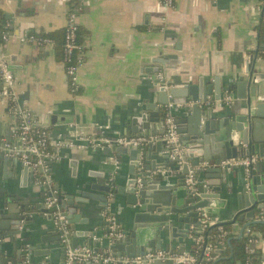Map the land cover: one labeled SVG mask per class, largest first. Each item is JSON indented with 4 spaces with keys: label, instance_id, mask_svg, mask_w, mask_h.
<instances>
[{
    "label": "crops",
    "instance_id": "1",
    "mask_svg": "<svg viewBox=\"0 0 264 264\" xmlns=\"http://www.w3.org/2000/svg\"><path fill=\"white\" fill-rule=\"evenodd\" d=\"M258 2L176 0L175 8L166 11L161 7V0H22L21 6L18 0H0V17L9 24L10 34L2 52L17 79V102L27 108L39 124L46 125L51 149L60 154V158L51 164L52 181L63 188L83 179L97 181L98 173L116 164L120 165L123 174L130 173L128 155L112 151V146L85 148L79 146L82 143L79 140L86 136L122 134V121L139 110L143 102L156 100L153 73L145 71L146 64L153 58H164L165 64H160L159 72L164 73L171 86L201 84L202 89L215 88L214 94L218 88L223 94L219 109L227 93L234 104L240 103L242 100L234 84L247 79L252 69L256 74H264ZM74 5L81 7L80 40L84 46L80 88L75 93L68 86L61 37L68 11ZM164 13L166 19H163ZM31 32L53 34L58 40L46 47L19 40V35ZM257 82L264 87V78H258ZM225 87L232 90L227 92ZM165 110L166 107L162 112L164 117ZM179 116L175 115L177 121ZM13 119L8 102L0 98V121L4 122L0 139L10 138ZM58 142L65 145L60 146ZM238 179L236 173L232 175L230 188L238 187ZM5 183L26 198L37 200L41 197V190L34 188L32 171L25 174L21 162L8 166L0 161V189ZM226 192L228 196L216 219L210 216L217 223L231 219L237 211L238 202L232 198L233 193L231 190ZM122 198L125 201V196ZM97 204V200L89 201L87 209L79 213L77 226L102 235L105 219L115 218L122 230L126 228L128 217L122 201L115 205L116 214L108 217ZM260 211L257 208L256 214ZM249 221L250 218H246V223ZM49 225L50 231L45 233L56 239L51 235L52 222ZM238 236L233 233L230 237ZM61 243L54 240L46 246L60 248L64 246ZM184 244L189 249L192 239L188 238ZM179 246L172 244L174 251ZM106 251L112 253L109 249ZM256 256L257 264H264V243L259 246ZM50 258L51 264H64L65 251H56ZM219 258H222L221 253Z\"/></svg>",
    "mask_w": 264,
    "mask_h": 264
},
{
    "label": "water",
    "instance_id": "2",
    "mask_svg": "<svg viewBox=\"0 0 264 264\" xmlns=\"http://www.w3.org/2000/svg\"><path fill=\"white\" fill-rule=\"evenodd\" d=\"M21 1L18 0L20 6ZM163 59L153 58L145 66V71L153 73L155 79L156 100L143 102L139 110L122 121L123 132L119 135L164 134L162 112L173 103L172 111L180 115L182 163L171 158L165 140L136 148L114 144L112 151L129 156L128 175L123 174L120 165L116 164L98 173L97 181L83 179L64 188L58 182H52V185L35 183L34 188L41 190V197L37 200L15 192L9 183L3 184L0 189V264H51L52 253L65 251V246H46L54 240L61 242L62 231L54 224L57 212L67 220V237L73 247L90 246L95 251L109 249L117 256H136L162 248L173 251V243L180 245L177 251L186 250L184 243L191 238V225L198 222L199 212L204 210L216 219L228 196L226 190H231L232 198L237 200V211L231 219L216 225L233 224L234 231H239V238L243 237L245 227L255 221L240 227L237 218L252 219L257 208L264 211V87L257 82L258 78H264V74L250 70L247 79L234 84L242 101L238 104H234V100L230 104L223 101L219 109L223 94L218 88L214 94L215 88L211 86L205 89L201 84L171 86L170 83L164 84L166 80L158 79L155 74L160 71V64H165ZM224 89L227 92L232 90L231 87ZM197 100L209 101V104L178 106ZM3 124L0 121V128ZM252 153L258 154L259 160L249 166V172L244 166L220 165L222 159ZM0 161L8 166L20 163L17 156L7 151H0ZM23 170L25 174L31 172L26 165ZM235 173L239 185L232 189L229 183ZM190 176L193 177L192 183H188ZM53 190L57 193L53 194ZM48 196L57 198L51 207L44 205ZM92 199L98 201L96 206L100 211H106V217L113 215L115 205L122 201L128 217L122 236H107L110 218L105 219L102 235L77 226L78 216ZM50 222L54 228L51 235L56 239L45 233L50 231ZM232 239L230 237L228 242ZM221 252L219 249L212 254L213 264L220 262ZM82 264L98 263L87 261ZM143 264H173V261L157 259Z\"/></svg>",
    "mask_w": 264,
    "mask_h": 264
},
{
    "label": "built area",
    "instance_id": "3",
    "mask_svg": "<svg viewBox=\"0 0 264 264\" xmlns=\"http://www.w3.org/2000/svg\"><path fill=\"white\" fill-rule=\"evenodd\" d=\"M175 1L176 0H161V7L166 11L171 10L175 8ZM256 8L259 13L260 36L263 44L261 52L264 57V0H259ZM80 9L81 7L78 5H74L70 8L64 30V69L67 75L68 86L74 93L80 88L79 74L84 65V46L79 41ZM163 19H166V13H164ZM8 26L9 24H6L5 28L0 27V84L2 86L0 88V98L8 102V110L13 115L14 119L10 127V138L0 139V151L12 152V155L17 156L23 165L28 166L33 173L34 182L36 184L48 183L52 185L53 181L50 173V163L58 160L60 154L51 149L50 136L46 125L39 124L40 122L38 123V119L34 118L27 108L22 107L17 102V79L11 68L10 62L4 57L2 52V46L10 40ZM19 40L23 43H34L39 47L52 46L55 44V40L51 36L36 32L19 35ZM156 77L162 81L166 80L163 72H159ZM164 84L167 85L168 83L164 82ZM223 101L226 104H230L232 96L229 93L225 94ZM195 103L206 105L209 104V101H187L184 104L180 103L178 106H192ZM172 106L173 103L166 106V115L164 119L165 133L161 136L143 134L102 136L96 138L86 136L80 138L81 140L79 141L82 143L79 142V146L85 148H107L117 144L136 148L140 146L143 147L158 140H165L167 152H169L171 158L182 163L183 144L181 142L179 123L172 113ZM58 145L64 146L65 144L63 142H58ZM70 145L74 144L71 143ZM258 160L259 157L257 155L249 154L242 157L222 159L220 165L222 167L244 166L246 171L249 172V166L256 163ZM40 169H42L43 172H40ZM37 172H39L42 177L37 176ZM192 182L193 177L190 176L188 178V183ZM56 193L57 190H53V194ZM56 201V197L48 196L45 199L44 205L51 207ZM262 220H264L263 210L250 219V221L255 222ZM110 221V231L107 236L109 238L122 236L123 230L120 228L119 224L114 218H110ZM54 224L59 231H62L61 242L65 246L64 264H82L87 261L98 264H143L153 262L157 259H170L173 261V264H203L201 261L202 258L211 261L212 254L221 249L217 243L208 241L209 235H207L206 231L209 227L216 225L217 222L212 220L210 215L204 210L199 212L198 222L191 225V247L182 252L162 248L136 256H117L108 251H95L93 247L90 246L73 247L70 244V239L67 237L69 229L65 216L57 212ZM218 230V243H223L233 233L239 235V231L232 232L225 229L222 225H220ZM242 235L243 237H247L245 244L247 254L245 264H255L254 258L258 248L264 243V233L246 226Z\"/></svg>",
    "mask_w": 264,
    "mask_h": 264
},
{
    "label": "trees",
    "instance_id": "4",
    "mask_svg": "<svg viewBox=\"0 0 264 264\" xmlns=\"http://www.w3.org/2000/svg\"><path fill=\"white\" fill-rule=\"evenodd\" d=\"M2 14V12L0 11V15ZM5 20L0 17V27L5 28ZM65 30V29H64ZM64 34L65 32H63V36H61L63 38V44H62V49H63V45H64ZM48 36H51L54 40L55 43L57 42V38L55 35L53 34H46ZM59 37V38H61ZM79 41L80 40V32H79ZM82 43V42H81ZM166 113V110H165ZM51 167V165H50ZM37 176L42 177V175L37 172ZM236 222L242 226L245 225L246 223V218H240L238 217ZM220 225H214L211 226L207 229L206 233L207 235H209V239L208 241L213 242V243H217L218 246L221 247L222 252H221V259L220 261L223 262V264H233L236 263L237 261H240L242 264H245L246 262V250H245V244H246V240L247 237H233L232 241L229 243L227 238L223 243H218L217 239H218V234H219V230L218 228L220 227ZM225 229H228L232 232H234V225L233 224H229V223H224L222 225ZM249 228L253 229V230H257V231H261L262 233H264V222H252L249 225ZM231 247L233 249V253H231ZM202 263L205 264H213L212 261H207L204 258L201 259ZM259 261V259L257 258V256H255L254 258V262L255 264H257Z\"/></svg>",
    "mask_w": 264,
    "mask_h": 264
}]
</instances>
